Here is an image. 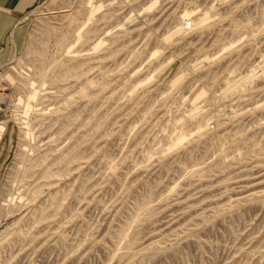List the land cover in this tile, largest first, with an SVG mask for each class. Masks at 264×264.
<instances>
[{
	"label": "rangeland",
	"instance_id": "obj_1",
	"mask_svg": "<svg viewBox=\"0 0 264 264\" xmlns=\"http://www.w3.org/2000/svg\"><path fill=\"white\" fill-rule=\"evenodd\" d=\"M0 62V264H264V0H38Z\"/></svg>",
	"mask_w": 264,
	"mask_h": 264
},
{
	"label": "crops",
	"instance_id": "obj_2",
	"mask_svg": "<svg viewBox=\"0 0 264 264\" xmlns=\"http://www.w3.org/2000/svg\"><path fill=\"white\" fill-rule=\"evenodd\" d=\"M38 0H0V62L10 43L22 41V19Z\"/></svg>",
	"mask_w": 264,
	"mask_h": 264
}]
</instances>
